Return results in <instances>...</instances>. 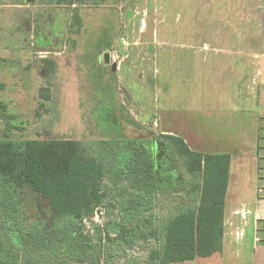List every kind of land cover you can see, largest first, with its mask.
Segmentation results:
<instances>
[{
  "label": "rangeland",
  "instance_id": "374dc122",
  "mask_svg": "<svg viewBox=\"0 0 264 264\" xmlns=\"http://www.w3.org/2000/svg\"><path fill=\"white\" fill-rule=\"evenodd\" d=\"M16 1L29 8L0 10V36L3 30L26 46L9 47L11 63L0 73V82L8 84L0 91V141L75 140L85 155L99 156L107 144L173 132L194 151L214 154L226 144H242L234 141L237 137L221 141L220 125L250 120L247 110L261 108L264 114L263 99L260 108L254 102L256 96L264 97V75L254 69L234 73L228 82L242 91L235 90L228 101L218 100L220 115L213 110V98L220 99L221 89L228 87L220 69L229 56L203 51L205 44L224 47L227 40L234 51L258 47L264 54V0H10V6ZM145 15L148 26L141 33L139 21ZM123 37L139 45L126 49ZM64 48L62 55H53ZM106 54L126 59L113 72ZM45 88L49 99L43 96ZM191 182L187 175L180 178L182 186ZM0 197V248L11 242L14 251L26 255V233L38 221L51 231L48 203L40 199L39 207L32 190L7 188L1 178ZM111 220L109 214L105 226ZM17 223L26 230L20 237ZM94 230L97 237L101 231ZM259 249L257 264H264V243Z\"/></svg>",
  "mask_w": 264,
  "mask_h": 264
},
{
  "label": "trees",
  "instance_id": "16d2710c",
  "mask_svg": "<svg viewBox=\"0 0 264 264\" xmlns=\"http://www.w3.org/2000/svg\"><path fill=\"white\" fill-rule=\"evenodd\" d=\"M50 64L55 70L56 63ZM42 92L50 98L49 88ZM151 136L107 144L101 156L85 155L75 140L0 141L2 182L14 190H32L38 206L46 200L53 217L50 232L40 220L26 233V255L14 251L11 242L1 246L0 264H101L104 233L85 234L82 221L102 205L112 215L105 228L109 264L125 257L127 248L151 239L154 245L144 264H175L221 252L231 156L195 152L175 135ZM185 173L192 182L182 186ZM184 187H189L187 199L193 205L167 206L164 218L161 196L175 198ZM19 225L20 237L26 230ZM120 264L139 263L126 259Z\"/></svg>",
  "mask_w": 264,
  "mask_h": 264
},
{
  "label": "crops",
  "instance_id": "0c3cea01",
  "mask_svg": "<svg viewBox=\"0 0 264 264\" xmlns=\"http://www.w3.org/2000/svg\"><path fill=\"white\" fill-rule=\"evenodd\" d=\"M9 1L0 0V10L23 11L21 7L24 6H18V8L17 6H10ZM2 25L4 26V24ZM1 34L0 73L8 66V63H11L8 60L9 47L15 43L18 46H26L25 41L10 40L8 34L4 35L3 30H1ZM216 43L220 45L222 41H216ZM247 44L252 45L250 41H247ZM205 45H209L210 49L207 52L212 57L229 56V60L226 58L220 69V77L222 81L227 79L226 84L228 87L221 89L222 92L219 94L223 96L219 97L220 99L213 98L216 100V107L213 110L219 112L218 115H220L222 108L217 107L219 105L218 100L228 101L235 90L242 91V89L234 88V83L228 82L229 78L238 72L249 74L252 69L257 73L256 75L263 76L264 54L259 53L258 47L257 49H250L249 53L234 51L232 50L233 44L227 40L224 47H212L211 44ZM189 47L196 51L195 45H189ZM203 51L205 52L204 48ZM54 52H61V50ZM7 86V83L1 81L0 91L7 89ZM261 88L264 90V82ZM223 98L227 99L223 100ZM261 99L264 102V97L261 98L259 95L254 99V102L258 104V108L262 105L259 102ZM244 100H247V98H244ZM0 103V108H2V101ZM262 109L264 110V108ZM230 111L233 112V109H230ZM247 111L252 114L250 120L238 119V121H227L226 124L220 125L223 134L221 141L233 142L232 139L237 137V140L234 141H239L242 144L239 147H234V144H226L222 147L223 150L210 154L231 156L229 188L225 202L223 250L211 257L197 258L193 261L175 264H257L258 262L259 244L264 243V114L261 113V108ZM160 135L175 134L173 132H162ZM199 153L205 154L204 152ZM189 187L179 190L173 202L169 200L167 195L165 197L161 196L160 205L164 218L170 212L169 209H165L167 206L189 207L193 205V202L187 199L186 192ZM144 253L146 259L150 253V248H146Z\"/></svg>",
  "mask_w": 264,
  "mask_h": 264
},
{
  "label": "built area",
  "instance_id": "2783aa9c",
  "mask_svg": "<svg viewBox=\"0 0 264 264\" xmlns=\"http://www.w3.org/2000/svg\"><path fill=\"white\" fill-rule=\"evenodd\" d=\"M147 26H148V18H147V15H145L144 17H142L139 21V29H140V32L141 33H144L147 29ZM121 43L123 45L124 48L128 49L134 45H139L138 43L137 44H133L129 41V39H127L126 37H123L121 39ZM204 50H209V45H205L204 47ZM65 49L64 48L61 52H53V55L54 56H60L62 55L64 52H65ZM45 56H48L50 55L48 52H46L44 54ZM111 59H112V62L113 63H116L118 65V67L121 65V63L123 61H125V57L121 58L120 55H111ZM102 216V220H100V217ZM108 218V214H107V209L104 205L98 207L94 213V215L90 216V217H87L85 219H83L82 221V225L84 226V230H85V234H90V236H94V233H95V230L94 228H98V231L101 230L103 233H104V240H103V246H104V253H103V257H102V262L101 264H109L107 263L106 261V255H105V251H106V246H107V242H106V238H105V218ZM107 224V223H106ZM111 237L114 238L115 240H117V234H111ZM118 242L115 241L114 242V245L117 244ZM154 245V240H148L147 242H139L137 243L135 246H132V247H129L127 248L126 250V254H125V257H123L122 259H118V260H121L118 261L119 264L120 263H124L126 259H130V260H137L139 264H144L145 262V257L143 256V252L146 248H150ZM114 262H112L111 264H113Z\"/></svg>",
  "mask_w": 264,
  "mask_h": 264
},
{
  "label": "water",
  "instance_id": "95a60500",
  "mask_svg": "<svg viewBox=\"0 0 264 264\" xmlns=\"http://www.w3.org/2000/svg\"><path fill=\"white\" fill-rule=\"evenodd\" d=\"M104 61L107 65H110L112 67V71L113 72H116L118 70V65L116 63H113L112 62V59H111V55L110 54H106L104 56Z\"/></svg>",
  "mask_w": 264,
  "mask_h": 264
},
{
  "label": "flooded vegetation",
  "instance_id": "af4514ba",
  "mask_svg": "<svg viewBox=\"0 0 264 264\" xmlns=\"http://www.w3.org/2000/svg\"><path fill=\"white\" fill-rule=\"evenodd\" d=\"M17 2V4L16 5H14V6H17V8H18V6L19 7H21L19 4H21L19 1H16ZM24 7H26V6H24ZM27 7H29V6H27Z\"/></svg>",
  "mask_w": 264,
  "mask_h": 264
}]
</instances>
